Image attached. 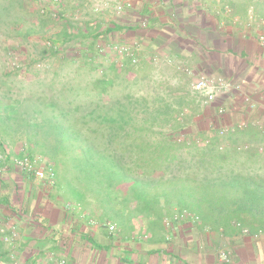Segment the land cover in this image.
<instances>
[{
    "label": "trees",
    "instance_id": "trees-1",
    "mask_svg": "<svg viewBox=\"0 0 264 264\" xmlns=\"http://www.w3.org/2000/svg\"><path fill=\"white\" fill-rule=\"evenodd\" d=\"M239 1L233 7L261 10L254 17L263 20L259 0ZM51 9L57 10L56 16ZM92 24L68 17L61 0H0L2 95L10 93L12 77L20 68L16 61L10 68L5 65L17 51L8 44L10 39L38 36L43 43L40 53L56 60L58 72L67 63L76 64L73 79L57 81L59 88L55 82L48 84L50 94L8 103L0 99V120L6 121L2 129L16 125L25 134L22 154L52 171V185L63 190L71 208H88L101 223L147 219L143 233L164 241L169 231L166 219L175 210H185L197 227L224 236L243 229L250 235L264 232V128L236 127L225 134L226 144L218 149V128L211 135L202 133L194 118L199 107L173 95L174 87L166 82H153L148 64L132 65L125 59L104 70L96 52L101 34ZM54 27L56 33L47 36ZM108 32L103 33L109 37ZM84 67L100 73L85 78L79 74ZM204 138L209 142L199 144Z\"/></svg>",
    "mask_w": 264,
    "mask_h": 264
},
{
    "label": "crops",
    "instance_id": "crops-1",
    "mask_svg": "<svg viewBox=\"0 0 264 264\" xmlns=\"http://www.w3.org/2000/svg\"><path fill=\"white\" fill-rule=\"evenodd\" d=\"M86 1H82L77 12L83 14L85 23H93L95 31L101 34L98 38L120 43L137 41L138 62L150 66V77L172 85L179 95L190 88L202 107L194 117L197 123L202 120L204 126L199 128L202 133L211 135L220 126L230 130L238 125H242L241 128L254 126L258 120H264V21L255 20L250 10L235 8L230 0H123L126 7L118 19L107 18L108 9L98 19L80 10L86 6ZM228 4L231 9L227 11ZM144 17L148 23L142 28L139 22ZM106 30L109 37L103 33ZM99 57L102 65L108 63L107 69L121 62V58L108 54ZM200 77H222L239 84L240 88L221 94L210 105H203L191 87ZM245 97H250L252 103L247 104ZM218 106L225 108L221 116L216 112ZM3 158L0 161V256L13 249L21 256L30 255L28 261L32 264L49 255H69L78 262L82 251L91 254L98 251L96 262L99 264H150V258L147 262L145 258L159 251L172 256L173 264H185L184 260H191L193 264H264V238L242 232L228 236L216 232L222 239L232 241L227 262L189 245L181 247L175 253L177 257L166 253L169 249L162 248L161 242L149 250L131 247L129 242H124L125 246L120 242V247L108 240L102 242L104 235L100 226L103 225L99 226L98 221L89 223L90 218L86 221L91 216L89 212L81 207L66 206L63 196L46 179L27 175L15 167L11 159L7 162V156ZM136 219L146 225L147 219L133 217L127 224L118 223L119 234L124 238H137L138 233L146 232V226H138ZM181 222L183 232L192 234L199 229L192 228L195 226L191 220ZM13 227L19 238L12 246L5 238ZM88 238L98 247L91 245Z\"/></svg>",
    "mask_w": 264,
    "mask_h": 264
},
{
    "label": "rangeland",
    "instance_id": "rangeland-1",
    "mask_svg": "<svg viewBox=\"0 0 264 264\" xmlns=\"http://www.w3.org/2000/svg\"><path fill=\"white\" fill-rule=\"evenodd\" d=\"M82 1L83 0H61V2L64 4L65 13H67L68 17H70L73 20L83 22V18H82L83 14L78 15V12H77V9H79V6L80 4H82ZM103 1L104 0H87L86 6L80 10H84V14L85 15L89 14L88 15L89 17H93L95 15L96 18L101 19L102 12H105V9H108L107 12L105 13L107 18L112 17L113 19H118L119 15H116L114 13L111 5L107 8H103L98 11L94 10V7L96 5L99 6ZM230 1L232 2L236 1L237 3L240 2L239 0H230ZM259 3L261 4L260 8H263L262 5H264V0H259ZM230 9H231V6L228 4L227 11ZM246 9L250 10V13L253 14V16L255 15L258 16L259 15L258 12H261V10L258 11V9L255 11L254 7L252 8L251 6L250 7L248 6V8ZM262 19L263 20L261 21H264V16L262 17ZM56 28L57 27H54L51 30H49L48 33H46V35L47 36L54 35L57 30ZM93 31L95 32L94 28H93ZM97 40H103V38H98ZM8 44L13 47H17V51H15V53L13 51L11 52V56H8V58H6L5 60V65L9 66L10 68L13 66L12 63L16 61L19 63L20 68L18 69V72L16 73V75L12 77L15 79V81L14 83H12L13 85L10 88V91H9L10 93L6 95L5 94L2 95V93L0 92V99L7 101V103L9 102L8 101L9 99L12 101L13 99L31 96L37 93L46 92L47 94H50L51 90L48 85L49 83L55 82L56 85H54V87L59 88L60 85L57 81H65L68 79H73L74 75L71 74L72 72L71 70L72 68L76 67V64L67 63L64 65L63 69L58 72L57 71L58 63L56 62V60H54L52 56L47 55L48 56L47 57L46 55L44 56L40 53V50L43 47V43L42 41L38 39V36H30L26 41L10 39L8 40ZM65 51L67 55L69 56L72 55V49L70 47L68 46L65 47ZM79 60H80V57H79ZM100 64L102 65V62H100ZM107 64L106 62L103 63L102 67L104 70L105 68H107L108 66ZM99 73L100 71L96 69L94 70V68L91 69V67L89 68L84 67L83 70L79 74L80 75L83 74L84 76H86L85 78H88L89 76H97L99 75ZM151 80L153 82L158 81L153 76L151 77ZM173 95L182 97L186 103L188 102V105H191L192 108H195L196 106L199 107V109L202 108L198 105L197 101L195 102V98H193V94L189 87L186 90V93L178 95L173 92ZM200 119H198V122L200 121ZM3 122H6V121L0 120V154L2 156H5L7 154L8 156H7L6 161L9 162V160L12 157L20 156L22 154V146L25 145L24 141L26 139H25V134L20 129L19 130L16 129L15 127L16 125H14V127L12 126L9 128L6 127V129L3 130L2 129V127L4 126ZM7 123L13 124V121L9 120ZM198 125L199 127L204 126V124L202 123V120L200 123H198ZM1 143H3V147H1ZM43 159L45 160V158ZM259 172H262V171H259ZM55 184L56 183H54L53 187L58 190L61 196H63L66 202L65 203L66 206L68 203L71 204L72 203L71 200L65 199L63 190L60 187L59 188L56 187ZM85 211L89 212V209L86 208ZM175 212H177V210H175ZM89 218L96 219L100 222L99 218H97L96 216H93V217L89 216L86 219V221H88ZM185 220L186 221L191 220L192 222L191 224L195 226L192 228L197 227L196 222L193 219H190V218L182 219L178 223H174L172 229L168 227L169 231L165 233V235L168 236L166 240L158 241V240H154L153 238L148 237L147 234H144V233H138L137 238L136 237L124 238L123 236L119 234L118 230H116L114 233H108V231L106 230V225L108 223L114 224L116 227H118L119 224L115 220L112 221V220L105 219L103 223L100 222L102 225L105 224L103 226H100L102 227V231H101L102 235H104V239H102L101 241L105 242L108 240L112 243L115 242L116 246L118 247H120L121 245L119 244L120 242L122 243V245H124V242H129V246L136 247L141 250H149L152 247L158 245V242H161L159 244H161L162 248L166 250L169 249V251H166V253H171L177 257L179 256L175 253H177V251L179 252L181 247L186 248L188 245L190 246V248H193L195 250L199 249V252H202V253H213L214 257H216L217 260H219L217 257L219 252L221 251L229 252L228 251L230 247L229 245L232 244V241H229L228 239H222V237L218 235L215 230H212L207 227H200V228L198 227L199 229L196 228L197 231H194L193 233L191 232L192 234H189V232L186 233V232L181 231L180 228H182V225H183L181 221H185ZM135 222L136 224H138V226L139 225L146 226L144 223H142L143 221L136 219ZM175 228L178 230L176 231ZM242 233L244 235H249L248 232H245V229H243ZM254 237H257L258 239H263L264 232L258 231L256 236ZM196 238L198 241H196ZM193 240H195L194 243H193ZM12 250L13 249H11L7 255L2 256V258L0 259V264H32L31 261H28L30 255L21 256L20 254L15 252V256L12 258L10 256V254H12ZM115 251L113 250V252ZM164 254L159 251L156 254L155 252H153L151 253V256H147L146 258L144 256L145 262L149 261V258H150V262H151L150 264H173V261H174L173 257L172 256L168 257V256H165L166 254L165 255ZM78 257H79L78 262H76L75 259L69 255H59V256L56 255V256H51V257L49 255V256H42L40 259L36 260L35 263L36 264H60L59 260L64 258L65 264H99V262H96V260H98L99 258L98 251L94 254H91V252L89 253L86 251H82L80 254H78ZM138 259L139 258H137V260ZM184 261H185V264H193L191 260L190 261L184 260Z\"/></svg>",
    "mask_w": 264,
    "mask_h": 264
},
{
    "label": "built area",
    "instance_id": "built-area-1",
    "mask_svg": "<svg viewBox=\"0 0 264 264\" xmlns=\"http://www.w3.org/2000/svg\"><path fill=\"white\" fill-rule=\"evenodd\" d=\"M54 2L59 3L60 0H54ZM111 5L115 14H121L125 7L126 3L123 0H104L99 6L96 5L94 7L95 11L101 10L103 8H107ZM51 13L53 16H56L57 10L51 9ZM148 23L147 17H144L139 22V26L144 28ZM261 40H263V36H261ZM140 50L139 43L137 41L133 42H116L109 38L102 40H96V51L101 55H111L113 57L121 58V61L128 60L130 64L135 65L137 64L138 58V51ZM192 90L198 95L203 105H210L211 103L215 102L217 98L226 92H231L233 90H238L240 88L239 84H236L228 79L217 77V78H207V77H200L194 80L191 84ZM262 96L264 98V91L262 92ZM252 99L250 97H245L244 101L248 104H251ZM217 115L221 116L225 112V108L222 106H218L216 109ZM256 124L260 128H264V120H258ZM238 128H241L242 125H238ZM231 129V128H230ZM228 129V127L220 126L218 128L217 134L220 137L219 142L217 143L218 149H223L225 146L224 136L228 131H233ZM209 142L208 138H204L203 140H199L198 143L201 145H205ZM4 158L0 154V161ZM11 163L21 170L23 173L33 176L37 179H46L49 183L53 184V173L51 170L46 168L40 160L30 157L29 155L23 153L20 156H14L11 158ZM1 171V169H0ZM69 205V204H68ZM67 205V206H68ZM194 219V216L183 210L180 212H176L173 214L172 218L166 219L165 223L167 226L172 227L174 221H180L182 219ZM89 223L96 224L98 223L96 219L90 218ZM99 224V223H98ZM100 225V224H99ZM106 230L108 233H114L117 228L114 224L108 223L106 225ZM19 238L18 231L13 227L10 229L9 234L6 236L5 240L10 244L14 245ZM10 256L13 258L15 256L14 251L12 250V254ZM218 259L222 262H227L229 260L228 252L221 251L217 255ZM60 264H65V259L62 258L59 260Z\"/></svg>",
    "mask_w": 264,
    "mask_h": 264
}]
</instances>
